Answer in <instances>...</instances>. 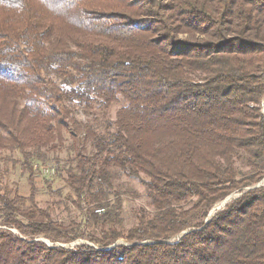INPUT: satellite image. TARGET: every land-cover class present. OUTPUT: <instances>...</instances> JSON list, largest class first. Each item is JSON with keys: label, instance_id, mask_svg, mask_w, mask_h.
<instances>
[{"label": "trees", "instance_id": "16d2710c", "mask_svg": "<svg viewBox=\"0 0 264 264\" xmlns=\"http://www.w3.org/2000/svg\"><path fill=\"white\" fill-rule=\"evenodd\" d=\"M3 152L30 178L0 169V264H264V0H0Z\"/></svg>", "mask_w": 264, "mask_h": 264}, {"label": "rangeland", "instance_id": "374dc122", "mask_svg": "<svg viewBox=\"0 0 264 264\" xmlns=\"http://www.w3.org/2000/svg\"><path fill=\"white\" fill-rule=\"evenodd\" d=\"M116 111L117 109L115 108L111 111L113 119H115ZM78 116H80L79 117L80 119L85 120V116L83 115V113H80ZM65 138H66V145H69L70 140H68L69 138L67 134L65 135ZM68 152L69 151L67 148H63L56 155L51 154L50 156L51 160L48 161L47 163L42 164L40 162H37L34 165V167L39 166V171L36 172V179L35 178L34 179L37 184L36 187L38 188L36 200L41 207L46 208L48 205H50L51 203L59 199L65 200V194L67 190L63 191L62 196H59V194H57L56 191L61 189L64 186V183L61 177L62 175H64V171L68 167L67 166V159H68V154H69ZM9 157H10L9 152L0 153V169H3L6 172H8V174L4 178V181L5 183L9 184L13 189L15 190L18 189V192L22 193L23 195H28L29 193V183L28 182H29L30 177L22 165L23 160L19 154H15L14 160L12 159L14 163L13 162L5 163L6 161L4 160V158L10 159ZM42 166H44V169L42 170V173H41ZM44 170H49V171L54 170V173H50L49 175L44 174L43 173ZM48 181H49L48 184L51 185L50 188L48 187V184H47ZM116 183L117 185L119 184L123 185V187L126 186V188L128 187L129 190L134 191L136 193V199L131 200V198H125L124 200L126 223H130L131 220H130L129 213H130V209L132 205L144 204L147 201L146 195H145V189L138 180H130L123 176L122 177L120 176L118 179V182ZM241 195L242 194L238 192H234L231 195L232 197L231 200L237 199ZM226 199H228V197ZM224 201H222L221 203H223ZM224 208L225 207H221L220 209L223 210ZM77 214L79 213L75 208H72L71 212H68V211L66 212L65 209L58 211V215L60 217H63L65 220L71 217H74ZM41 240L45 241L49 246L54 245L48 240H45V239H41ZM83 243H88V241L78 240L69 245L57 243V246L69 247V246H76V245L83 244Z\"/></svg>", "mask_w": 264, "mask_h": 264}, {"label": "water", "instance_id": "95a60500", "mask_svg": "<svg viewBox=\"0 0 264 264\" xmlns=\"http://www.w3.org/2000/svg\"><path fill=\"white\" fill-rule=\"evenodd\" d=\"M264 185V180L260 183V184H258L257 185V187H260V186H263ZM249 190V189H248ZM248 190H246V191H248ZM245 191V192H246ZM239 198V197H238ZM232 197L230 196V197H228V199H226L223 203H219L221 206H219V204H217L214 208H213V210L211 211V213H210V216H209V219L207 220V222H209V220L217 213V211H220L221 209V207H225L228 203H230L232 200ZM188 233V231H186V232H184L183 233V235H181L179 238H181L182 236H184V235H186ZM114 247V246H113ZM113 247H111V248H113ZM110 249V248H109Z\"/></svg>", "mask_w": 264, "mask_h": 264}, {"label": "built area", "instance_id": "2783aa9c", "mask_svg": "<svg viewBox=\"0 0 264 264\" xmlns=\"http://www.w3.org/2000/svg\"><path fill=\"white\" fill-rule=\"evenodd\" d=\"M51 171H52V172H51ZM43 173L49 175L50 173H54V170H50V171H49V170H44Z\"/></svg>", "mask_w": 264, "mask_h": 264}, {"label": "bare ground", "instance_id": "6f19581e", "mask_svg": "<svg viewBox=\"0 0 264 264\" xmlns=\"http://www.w3.org/2000/svg\"><path fill=\"white\" fill-rule=\"evenodd\" d=\"M220 204H221V203H220ZM220 204H219V206H221V205H222V204H221V205H220Z\"/></svg>", "mask_w": 264, "mask_h": 264}]
</instances>
